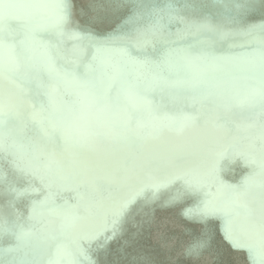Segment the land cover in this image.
Here are the masks:
<instances>
[{
  "label": "snow or ice",
  "instance_id": "snow-or-ice-1",
  "mask_svg": "<svg viewBox=\"0 0 264 264\" xmlns=\"http://www.w3.org/2000/svg\"><path fill=\"white\" fill-rule=\"evenodd\" d=\"M70 19L67 0H0V190L12 196L0 204V239L14 241L0 246V264H96L92 246L106 249L145 192L172 185L198 200L186 216L219 218L232 246L264 264V23L229 43L251 53L218 54L197 39L158 61L129 47L153 44L154 27L135 38L75 32L93 50L81 61L41 35L63 36ZM201 29L211 26L185 35ZM245 111L258 118H233ZM228 151L252 168L235 185L216 174ZM213 183L219 194L205 191ZM69 188L77 203H57ZM41 235L49 254L38 259L29 241Z\"/></svg>",
  "mask_w": 264,
  "mask_h": 264
},
{
  "label": "water",
  "instance_id": "water-1",
  "mask_svg": "<svg viewBox=\"0 0 264 264\" xmlns=\"http://www.w3.org/2000/svg\"><path fill=\"white\" fill-rule=\"evenodd\" d=\"M254 3H261L262 0H253ZM89 0H67V3L70 6L71 11V19L67 25L65 30V34L60 37H56L53 35H48L46 33H42V37L46 40H52L53 42H58L60 44L61 50L67 56H75L81 61H87L83 59L80 54L84 51L91 52L93 54V50L90 48L84 47L85 41L82 39H76L73 37V33L79 32L84 35H92V36H108V35H122L117 32H107L104 28L102 20L99 18L96 22V26L93 27L91 31H88L86 26V19L90 16L88 12L87 3ZM93 4L96 8H101L105 11V14H113L115 17L121 19V15L115 11H112L114 7L123 5L126 1L123 0H111V2L106 5L102 3L100 0H93ZM224 4H228L230 6L236 5L233 0H223ZM235 3V4H234ZM171 5L172 8L169 9L167 6ZM148 14L150 18H153V12L158 13V17L161 22L165 24L164 29H160V31L155 36H151L153 40V44L147 45L148 47V57L152 60H160L165 53H167L170 49H175L183 46L193 45L190 44L193 39H204L209 40L211 38L215 40H223L226 44L227 54H240L239 50L235 47H230V41H239L243 38L242 33L246 31L251 25V22H262L264 23V11L263 13H258L255 15H251L250 12L244 13L240 18H235L233 15L226 13L225 9H211L200 7L197 3H194L191 0H150L148 4ZM235 7V6H234ZM82 10V11H81ZM130 17L133 15V11H128ZM152 14V15H151ZM204 15V17H200ZM171 16L183 17L181 19H171ZM200 17V18H198ZM229 21L230 24L227 22ZM208 23L211 26V29H201L200 34L196 37L192 35H185L190 31L196 30V27L200 24ZM150 27V23L148 19L141 17L132 27L128 29V37L135 38L138 33L136 32V28H140L143 30H148ZM116 26H113V30ZM226 34V35H224ZM124 35V34H123ZM161 36V37H160ZM183 37V38H181ZM21 37L19 35H14L10 39L18 40ZM70 43H77L76 47L70 48ZM211 48L216 52L214 47ZM76 49V52H72V50ZM131 50V54L136 56ZM196 49H193L195 51ZM252 48H249L248 51ZM138 57V56H137ZM89 60V59H88ZM35 87V84L32 85ZM67 99L71 100L72 97H67ZM237 120H243L246 122L255 121L258 117L254 112L245 111L233 117ZM215 164L223 165L221 159L216 158L214 161ZM228 166L229 169L235 171V173H240L241 175H247L252 171L251 167H247V165L241 160H237V162L230 163ZM221 178L220 176H218ZM233 178L225 177L223 179V184L225 185H235L238 184L232 180ZM235 179V178H234ZM222 181V180H221ZM167 193H172L176 197H181L180 190L175 188H166L161 189L159 192H153L152 190H148L146 193L147 198L145 200L147 207L150 209H155L150 212L148 216L144 217L140 224H136L130 222L128 217L131 213L142 214L144 212V208L139 206L138 204H134L130 211L126 215V222L124 223L122 230V239L117 240V247L121 249L125 248V240L127 238H131V246L135 250L132 256V260L126 262V264H168L162 261V250L173 251V257L177 260L176 264H194L192 261H189L190 257L188 254V247L190 241L183 244L186 235L185 229L191 227V229L196 233L194 238L203 245V247H212L213 243H219L221 249L219 251L220 255L213 259V263L216 264H251V261L248 258V254H246L242 250H237L232 248L226 239L209 234L207 232L210 229V226H203L200 223L199 217H197V222L192 224L188 222L183 216L173 217L172 214L175 213L178 206L174 207L167 199L164 197L167 196ZM183 194V193H182ZM76 197L75 190L69 188L68 190L62 191L58 198L57 203H64L65 201L77 203L75 201H71L69 197ZM187 198H189L193 205L198 203V200H194L191 195L187 194ZM12 199L10 194H5L2 190H0V204H4L7 200ZM31 197L21 198L17 207L19 212L23 214V216H27L29 212ZM74 200V199H73ZM195 207V206H194ZM162 211H170L167 213H161ZM214 222V221H213ZM162 223L165 226V230L161 232V230L155 229L153 224ZM168 232L171 235V242H169L165 238V233ZM43 236V235H41ZM42 241H38L36 238H31L29 244L36 246V251L32 252L37 258L40 255L49 254V249L44 242V237L41 238ZM14 243L11 238L0 239V246H6L7 244ZM176 244L181 245L173 248ZM156 246L155 248L153 247ZM178 247H182L179 250ZM95 248V247H94ZM164 248V249H163ZM173 248V249H172ZM102 251L99 254V258L94 256L92 253V259L96 258L99 264H122L123 262V254L119 253L117 255L114 254V250L111 247L107 246L106 249H101ZM10 255L16 256L17 253H11ZM213 258V257H212ZM206 263L209 264L211 259ZM194 261H198V259H194Z\"/></svg>",
  "mask_w": 264,
  "mask_h": 264
},
{
  "label": "bare ground",
  "instance_id": "bare-ground-1",
  "mask_svg": "<svg viewBox=\"0 0 264 264\" xmlns=\"http://www.w3.org/2000/svg\"><path fill=\"white\" fill-rule=\"evenodd\" d=\"M100 1L106 5H108L111 2V0H100ZM123 1H126V3L123 5L114 7L112 9V11H115L121 15V19H119V18L115 17L113 14H107L106 15L105 11H103L101 8H96L94 6L93 0H89V2L87 3V6H88L87 9H88V12L90 13V16L87 17V19H86L87 21H86L85 28L88 31H91L93 29V27L96 26V22L100 18L102 20L104 28L107 30V32L113 31V32L121 33L122 35L124 34L123 36H126V35H128L129 27L133 26V24L126 23V21H128V19L130 17V14L128 12L129 10H131L133 12L138 11V12H140L141 17L148 19V21L150 23L149 29L153 28V27L155 28L154 33L149 32L150 36L157 35V33L160 31V29L165 28L164 27L165 24H163L161 22L160 18L158 17L157 12L156 13L153 12V18L148 17L150 15L148 14L149 11H148L147 6H148L150 0H123ZM191 1H193L194 3H197L200 7H203V8L211 7V9H216V10L225 9L226 13L233 15V17H235V18H240L244 13H247V12H250L251 15H255L258 13H263L262 11H264V0H262V2L259 4L254 3L253 0H233L236 4L243 5V7H240V8H236V7L230 6V5L228 8H225L224 3H219V2H217V0H191ZM137 4H140L143 7L136 8ZM200 17H204V15H201ZM200 17H198V18H200ZM157 20H159L158 24H157ZM227 22L230 24L229 21H227ZM251 23L253 25H257V24H260L262 22H258V23L257 22H251ZM113 26H116V28L114 30H113ZM133 30H135V29H133ZM246 31H247V29H246ZM241 38H243V33H242ZM190 39L192 40L190 42V44H193L194 40H196L193 38H190ZM208 41H210V44L212 47H214L217 51H220V52H218V54H227V50L225 51L226 44L223 42V40H215L213 38H211L209 40V38H208ZM76 45H77V43H70L69 46L71 48V47H76ZM129 47H130V49H132V52L134 54L136 53V56H138V57L147 56L148 57V54H147L148 47L147 46L144 48H136V47H132V46H129ZM235 48H237L239 50L240 54L251 53V50L248 51L249 48H244V47H239V46H235ZM195 51H198V49H196ZM72 52H76V49L72 50ZM92 55H93L92 51L91 52H87V51L85 52L84 51L83 53L80 54V56L85 60L90 59V57ZM247 142H248V140L245 139V140H242L241 143H247ZM216 158L221 159L222 163H224L223 165L214 163L215 168H216V174H217V176L221 177V178L218 177L219 182L222 183L223 179L225 177H229V178H233L232 180L234 182L239 183L241 181V179L244 177V174L241 175L240 173H235L234 170L229 169L228 166H225V165H229L230 163L237 162V160H241L242 162H244L246 164L245 159L241 156L236 155L233 151L224 152V153L218 155ZM247 167H249V166L247 165ZM223 185H225V184H223ZM220 186H221L220 183H213L211 185V187L209 189H205V191H210L212 194L216 195V194H219ZM168 188L179 189L180 192L183 193V194L180 193L181 197H176L172 193H167V196L164 197L172 205H174V207H176V206L180 207V208H177V210L175 211V213L172 214V216L177 217V218L179 216H183L188 222L195 224L198 221L197 217L195 215H193L192 218H189L188 216H186L184 214L187 209L194 208V206H195V205H193V202L189 198H187L188 193L183 189L182 186L172 185ZM147 192H145L144 195L140 199H138V201L135 203V204H138L139 206H141L142 208H144V212L142 214L131 213V216L129 214L128 219L130 222L140 224L141 220L144 217L148 216V214L150 212L155 210V209H150L147 207V204L145 202V200L147 198V195H146ZM69 198L71 201L77 202V197L73 198L70 196ZM200 198L201 199L203 198V194H201ZM68 204L72 205L75 203L68 202ZM167 212H170V211H162L161 213H167ZM199 219H200L199 224H201L203 226H205V225L210 226V229L207 230V232H209V234L215 235V236H220V237L226 239L224 236V233H223V224L219 218L210 216V217H207L205 219H201V218H199ZM53 223H55V222H53ZM165 226L166 225H164L162 223L153 224V227L155 229L161 230V232L163 230H165ZM185 232H186L187 236L185 237V239H183L184 240L183 244H185L188 241H190L189 247L193 244H200L196 240L197 238H194L196 236V233L191 229V227L186 228ZM42 237L43 236H39L36 239L40 242V241H42V239H41ZM165 238L169 242H171V235L168 232L165 233ZM118 239H122V231L120 233H118V235L113 240H111L107 246L111 247V249L114 250L113 255H117L119 253H122L123 254L122 264H126L127 261L132 260L133 253L135 252V250L131 246L132 239L127 238L125 240V248L124 249L117 247V240ZM227 242L232 248H234L228 240H227ZM183 244H181V245H183ZM181 245L176 244L173 248H175L177 246H181ZM92 247H93V251H92L93 255L99 258V254L102 250H95V248H94L95 245H93ZM153 247L155 248L156 246L153 245ZM189 247H188V251H189ZM36 248H37L36 246L30 244V250L32 252H35ZM178 248H179V250L182 249V247H178ZM220 249H221V246L218 242L213 243L212 247H206V248L203 247L200 250L199 255L190 256L188 258V260L192 261L194 264H206L210 260V258L213 257L209 264H216V263H213V259L220 255V253H219ZM242 251H244L246 254H248L247 251H245V250H242ZM45 256H47V254H44V257ZM162 257H163L162 261H164L168 264H176L177 263V260H175L173 257V251H171V250H168V249H167V251L162 250ZM42 258H43V255H40L38 259H42ZM194 259H198V261H194ZM94 260H95L96 264H99L98 260H96V258H94ZM153 264H156V263L154 262Z\"/></svg>",
  "mask_w": 264,
  "mask_h": 264
}]
</instances>
